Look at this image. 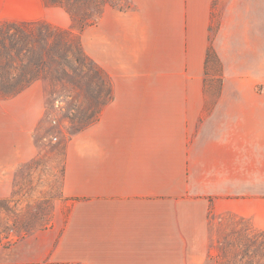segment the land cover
Instances as JSON below:
<instances>
[{
    "label": "crops",
    "instance_id": "1",
    "mask_svg": "<svg viewBox=\"0 0 264 264\" xmlns=\"http://www.w3.org/2000/svg\"><path fill=\"white\" fill-rule=\"evenodd\" d=\"M130 1L81 31L111 98L65 143L50 221L16 257L0 245V264H203L219 216L264 230V152L254 169L249 121L237 127L225 89L210 111L204 87L213 16H236L237 0ZM248 5L240 15L264 17V0ZM59 17L43 0H0V21ZM55 123L41 79L0 98V199L27 204L12 200L18 173L58 140Z\"/></svg>",
    "mask_w": 264,
    "mask_h": 264
},
{
    "label": "rangeland",
    "instance_id": "2",
    "mask_svg": "<svg viewBox=\"0 0 264 264\" xmlns=\"http://www.w3.org/2000/svg\"><path fill=\"white\" fill-rule=\"evenodd\" d=\"M43 1L45 5L55 4L53 0ZM259 4L260 0L250 1L249 5L237 0L236 16H223L222 5L219 13L214 14L210 38L223 66V83L220 93L205 89L210 111L225 89L227 96L222 104L234 112L237 127L243 124L244 116L246 123L249 121L256 170L264 152V17L239 13L244 12L245 5L257 8L251 12L259 13ZM55 5L61 16H66V26L58 23L63 17H59L60 21H0V98L16 94L35 80H43L58 137L18 173L12 200L21 199L27 204L10 205L8 200L0 199V245L9 248L13 257L19 254L20 238L25 231L49 222L52 202L62 197V159L67 139L92 123L112 95L111 79L84 51L81 31L97 22L106 6L127 9L131 1L58 0ZM214 60L211 58L208 83L217 87L219 73ZM219 218L211 228L215 237L203 264L225 261V256L232 252L238 254L236 264H247L246 253L254 250L250 234L264 230L255 227L249 218L235 214ZM259 252L253 261L264 264V243Z\"/></svg>",
    "mask_w": 264,
    "mask_h": 264
},
{
    "label": "trees",
    "instance_id": "3",
    "mask_svg": "<svg viewBox=\"0 0 264 264\" xmlns=\"http://www.w3.org/2000/svg\"><path fill=\"white\" fill-rule=\"evenodd\" d=\"M58 0H53V3H57ZM55 4H53L52 6H56ZM51 6V5H48ZM96 23V22H95ZM94 24V23H92ZM91 25V24H90ZM211 58H214V64L216 67V72L219 73L217 81L219 82V85L217 87H213L208 83V73L210 71V64H211ZM212 66V65H211ZM223 66L222 63L220 62L219 58L217 57V53L214 50L213 44L211 43V45L208 48V52H207V58H206V63H205V78H204V84H205V89H213L216 90L218 93L221 92L222 90V83H223ZM251 247L254 248L253 252H247L246 255H248V261L247 264H255L254 263V258H256L259 255V249L260 247L263 245L264 243V231L261 232H256V233H252L250 234V238H249ZM238 254L235 252H232L231 254H229V256H225L226 260L225 261H219V260H215L217 261V264H236V259H237Z\"/></svg>",
    "mask_w": 264,
    "mask_h": 264
}]
</instances>
